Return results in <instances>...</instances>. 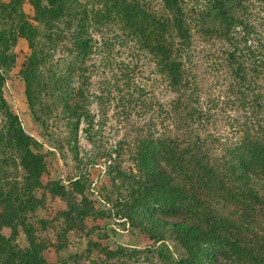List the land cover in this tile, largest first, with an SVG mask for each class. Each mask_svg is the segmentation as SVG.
<instances>
[{"label":"trees","instance_id":"16d2710c","mask_svg":"<svg viewBox=\"0 0 264 264\" xmlns=\"http://www.w3.org/2000/svg\"><path fill=\"white\" fill-rule=\"evenodd\" d=\"M160 1V10L148 0L0 3V264H48L30 219L43 206L44 193L65 198V188L58 182H44L48 176L44 156L10 112L3 95L6 74L16 61L11 47L17 38L25 39L29 49L20 76L32 116L48 130L56 115H61L74 132V143L81 122L89 125L88 92L101 60L120 68L121 94L133 92L135 71L130 64L134 62L118 65L112 58L117 54L115 48L136 53V57L143 55L154 65V72L164 77L174 97L167 104L161 130L154 129L133 147L119 148L116 153L117 178H125L120 165L125 152H133L139 173L132 176L135 194L124 199L123 217L131 227L142 228L166 264H221L215 253L233 264H264V233L259 223L264 217V196L254 188V184H264V133L251 134L230 158L212 155L206 139L200 137L198 125L205 113L188 68L195 18L187 15V0ZM208 1V10L198 14L197 23L213 20L220 39L228 47L233 42L237 45L232 53L225 52V66L241 85L261 81H257L261 94L264 15L260 19L253 16L251 0ZM25 2L33 10L31 19L21 10ZM260 3L264 5V0ZM239 26L247 32L243 34H255L256 50L246 47L245 38L234 39ZM214 27L210 30L202 25L203 33L213 37ZM72 186L82 202L67 203V211L61 213L70 223L75 220L72 214L86 218L90 210L84 187L77 180ZM154 204L167 211L183 209L186 217L181 222L170 221V215L151 213ZM4 228L10 229V237L3 235ZM20 232L26 248L15 242Z\"/></svg>","mask_w":264,"mask_h":264},{"label":"rangeland","instance_id":"374dc122","mask_svg":"<svg viewBox=\"0 0 264 264\" xmlns=\"http://www.w3.org/2000/svg\"><path fill=\"white\" fill-rule=\"evenodd\" d=\"M148 1L160 10V0ZM260 1L249 2L254 6L253 16L259 19L264 15V5ZM8 2L0 0L3 4ZM209 4L208 0L186 2V10L190 12L188 17L195 18L188 68L197 84L191 81L192 88L197 86V93L201 96L199 106L205 113L204 120L198 125L200 137L206 139L213 156L230 158L231 152L240 150L243 141L251 134L264 133V92L260 94L258 91V80L255 85L239 84L225 66V52L229 50L232 53L237 45L233 42V46L228 47L220 39L215 22L197 23L198 14L208 10ZM21 10L28 19L33 17V10L27 2L22 4ZM202 25L210 30L213 26L216 34L207 37ZM234 31L236 41L245 38L248 49H257L254 33L243 34L247 32H243L242 26ZM11 49L16 61L6 74L3 88L5 101L10 112L18 117L23 130L35 141V149L44 156L48 173L44 182H58L65 188L64 199L44 193L43 206L30 219L37 238L44 246L42 255L45 261L48 264H166L158 257L153 242L142 228L131 227L123 217L124 199L135 194L132 176L139 174L132 151L125 152L120 163L125 178H117L115 173L119 148L133 147L135 141L147 137L149 132L161 130L167 104L174 97L164 77L154 72V65L143 55L136 57V53L115 48L117 54L112 58L118 65L119 62H134L130 64L135 71L134 93L124 91L121 94V82L117 79L120 68L112 61L106 66L101 60L103 64L92 74L88 92L89 125L81 122L74 143V132L67 122L61 120V115H56L53 127L48 130L36 123L20 76L24 59L29 54L27 41L17 38ZM243 53L248 54L245 49ZM255 70L259 72V69ZM75 180L84 187L90 210L86 218L72 214L75 220L70 223L61 213L67 211V203L77 205L82 202L80 196L73 194ZM254 188L261 197L264 196V184H254ZM38 196L41 198L42 193ZM151 213L170 215L169 220L173 222H181L186 217L183 209L167 211L158 204L152 206ZM259 223L264 233V217ZM2 233L10 237L11 231L4 228ZM15 242L21 248L27 247L23 232L19 233ZM168 244L173 248L172 242ZM178 251L183 255L179 248ZM215 255L219 263L233 264L224 260L223 254Z\"/></svg>","mask_w":264,"mask_h":264}]
</instances>
